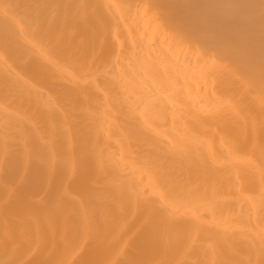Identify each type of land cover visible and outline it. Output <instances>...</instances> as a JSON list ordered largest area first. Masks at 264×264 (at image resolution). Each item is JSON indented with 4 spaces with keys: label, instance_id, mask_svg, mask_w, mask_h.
<instances>
[{
    "label": "bare ground",
    "instance_id": "1",
    "mask_svg": "<svg viewBox=\"0 0 264 264\" xmlns=\"http://www.w3.org/2000/svg\"><path fill=\"white\" fill-rule=\"evenodd\" d=\"M0 264H264V0H0Z\"/></svg>",
    "mask_w": 264,
    "mask_h": 264
}]
</instances>
